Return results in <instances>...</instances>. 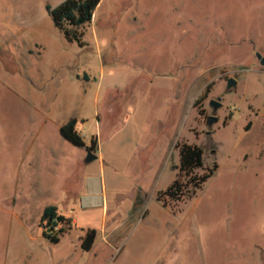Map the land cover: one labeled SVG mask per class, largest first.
Instances as JSON below:
<instances>
[{
    "label": "rangeland",
    "instance_id": "374dc122",
    "mask_svg": "<svg viewBox=\"0 0 264 264\" xmlns=\"http://www.w3.org/2000/svg\"><path fill=\"white\" fill-rule=\"evenodd\" d=\"M61 1L0 0V264H264V0H100L81 46ZM70 117L95 159L60 136ZM183 142L218 168L163 204ZM23 143L56 158L30 170ZM45 204L108 237H36Z\"/></svg>",
    "mask_w": 264,
    "mask_h": 264
},
{
    "label": "trees",
    "instance_id": "16d2710c",
    "mask_svg": "<svg viewBox=\"0 0 264 264\" xmlns=\"http://www.w3.org/2000/svg\"><path fill=\"white\" fill-rule=\"evenodd\" d=\"M100 0H62L55 6L45 3V9L52 24L62 32L64 38L70 42L83 45V35L85 27L91 22L95 8ZM76 119L70 117L63 122L59 128L60 136L77 147H86L92 150L96 145V138H91L90 146H86L81 133L75 127ZM249 122L245 128H248ZM178 166L175 178L165 190L158 192L157 199L163 204L176 203L189 198L202 184L214 174L218 164L214 161L211 165L205 164L203 160V149L194 144L186 142L177 145ZM51 223L58 224L57 234H49L48 227ZM42 236L50 243L56 244L60 237L71 226V218L59 213L56 205L47 204L44 206L40 218ZM96 230L88 228L81 240V248L90 250L95 239Z\"/></svg>",
    "mask_w": 264,
    "mask_h": 264
},
{
    "label": "crops",
    "instance_id": "0c3cea01",
    "mask_svg": "<svg viewBox=\"0 0 264 264\" xmlns=\"http://www.w3.org/2000/svg\"><path fill=\"white\" fill-rule=\"evenodd\" d=\"M59 126H60V124L57 125L58 128H59ZM20 147L22 148L23 155L27 158V159L25 158L26 162L28 163V165H30L32 167V168H30V170H33L35 165L38 164L40 159L43 158L44 156L45 157L48 156V157H51V158H53V157L56 158L55 157L56 156V151L54 149H50L49 147L43 146L42 144L41 145H37V144L35 145V144H31V143H29V144H24L23 143V144H21ZM85 150H86V148H85ZM98 156H97V158H98ZM103 185H104V183L102 182V188H101L102 206L101 207H102L103 220H102L100 228H105L106 227V225H105V217H106V214H107V200H106V195H105V190H104ZM45 205H47V204H45ZM45 205H43L41 207V209L39 210V213H38V216H37V221L39 220L40 214H41V212H42V210H43ZM77 207H79V208L82 207L81 202H79V205ZM57 209H58L59 213L64 214L66 217H70L71 218V226L68 229L69 231H71L68 234V243L71 241L72 237H77L80 240V245H81L82 237L84 236L85 231L89 227H86V228H83V229L80 228V231H78L77 222L71 217V213H68V212H65L63 210H60L58 207H57ZM20 219L24 220L22 218H20ZM112 227H114V225ZM81 230H83V233L81 232ZM98 234H99V231L96 230L95 239L93 241L91 249L88 250V251L93 250V248L95 246H97L96 245L97 242H99V243L104 242V240H106V237H108L109 232H107V233L105 231L101 232L100 233V237H99ZM36 235H37L36 237L40 236V237L44 238L42 236L41 232L39 234H36ZM61 237H62V235H61ZM61 237H60V239H61ZM103 244H105L107 246L106 243H103ZM80 249L82 250L81 246H80Z\"/></svg>",
    "mask_w": 264,
    "mask_h": 264
},
{
    "label": "water",
    "instance_id": "95a60500",
    "mask_svg": "<svg viewBox=\"0 0 264 264\" xmlns=\"http://www.w3.org/2000/svg\"><path fill=\"white\" fill-rule=\"evenodd\" d=\"M256 55H257V58L260 60V62L262 64H264V57L260 53H257ZM236 84H237V80L234 77H232L230 75L226 77V86H225L226 90H229L230 88L235 87ZM210 105L212 107V110L216 111L221 106V102L219 100V97H217L216 99H212L210 102ZM216 120H217V117L212 114L208 117V124L211 125ZM86 151H87L86 157H85L86 162H89V161L96 158V154L93 150L86 149Z\"/></svg>",
    "mask_w": 264,
    "mask_h": 264
},
{
    "label": "built area",
    "instance_id": "2783aa9c",
    "mask_svg": "<svg viewBox=\"0 0 264 264\" xmlns=\"http://www.w3.org/2000/svg\"><path fill=\"white\" fill-rule=\"evenodd\" d=\"M58 228H59L58 224L51 223L48 227V233L49 234H57Z\"/></svg>",
    "mask_w": 264,
    "mask_h": 264
},
{
    "label": "flooded vegetation",
    "instance_id": "af4514ba",
    "mask_svg": "<svg viewBox=\"0 0 264 264\" xmlns=\"http://www.w3.org/2000/svg\"><path fill=\"white\" fill-rule=\"evenodd\" d=\"M219 97V96H218ZM213 98H211L209 101H208V103H209V105H210V102H211V100H212ZM219 100H220V97H219ZM211 106V105H210ZM214 113L216 112V111H213ZM213 115H215V114H213ZM210 115H208V117H209ZM216 116V115H215ZM208 117H207V119H208Z\"/></svg>",
    "mask_w": 264,
    "mask_h": 264
}]
</instances>
